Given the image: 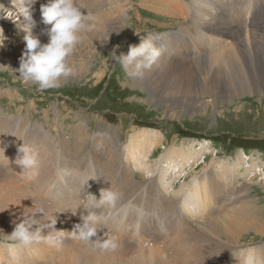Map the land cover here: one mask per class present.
Masks as SVG:
<instances>
[{
    "label": "rangeland",
    "instance_id": "rangeland-1",
    "mask_svg": "<svg viewBox=\"0 0 264 264\" xmlns=\"http://www.w3.org/2000/svg\"><path fill=\"white\" fill-rule=\"evenodd\" d=\"M8 3L0 9V23L2 16L18 10L6 7ZM37 3L30 0V8ZM73 3L96 20L97 14L119 6L125 19L114 16L80 33L66 61L72 73L61 78L58 88L39 92L36 84L19 79L24 26L10 24L4 33L13 36L0 48V264H264V90L248 92L237 75L230 89L235 97L203 95L199 109L193 100L198 88L179 85L192 80L176 77L174 65L180 61L166 63L161 77L150 71L142 79L129 78L115 61L114 50L123 56L147 36L161 49V57L172 54L164 43L172 36H177L174 43L182 36H198L196 0ZM211 3L205 11L216 8L214 16L231 26L222 35L218 28L216 33L200 31L225 43L252 32L243 40L252 54L264 56V0ZM50 27L42 21L31 34L46 45ZM103 33L109 38L100 48L94 38ZM84 46L96 52L91 63L80 57ZM173 113L179 118H168ZM141 131H155L156 144H136ZM23 144L38 153L39 167L31 179L15 163ZM238 157L241 169L235 177L227 164ZM110 188L120 193L112 210L99 204L101 191ZM241 206L253 225L231 240L226 223ZM41 208L44 213H38ZM90 213L100 217L99 237L106 232L117 238L115 251L72 237L75 225ZM32 215L38 221L33 230L41 228L53 242L13 246L8 236ZM50 223L55 226L45 227ZM146 240L152 245H145Z\"/></svg>",
    "mask_w": 264,
    "mask_h": 264
},
{
    "label": "clouds",
    "instance_id": "clouds-1",
    "mask_svg": "<svg viewBox=\"0 0 264 264\" xmlns=\"http://www.w3.org/2000/svg\"><path fill=\"white\" fill-rule=\"evenodd\" d=\"M17 14L23 10V28L27 34L24 37L25 51L20 59L19 79L25 83H33L38 86L39 92L60 87L62 77H67L72 73V68L67 64V58L71 55L81 40L80 33L91 31L94 28L96 17L91 13L82 12L73 0H50V3L42 5V21L50 25L47 34L49 43L41 45L40 40L31 34L29 25L32 23L30 0H13ZM19 5V7H18ZM86 21L89 22L86 24ZM142 39L139 46H132L128 55L116 56L115 50L112 55L115 61L124 68L129 78L142 79L146 72H150L154 66H158L162 52L152 41L151 37ZM2 44V43H0ZM15 163L23 170L24 176L29 179L37 174L39 167L38 153L30 145L23 144L18 148V157ZM120 193L111 188L101 191L100 205H105L109 210L116 209ZM38 213H44L41 208ZM35 215L28 216L22 222L15 225L14 231L8 238L14 242L13 246L27 247L33 243L41 241L53 242L51 234L44 235L41 228L33 230V225L38 224ZM105 220L110 216L104 217ZM83 223L76 224L71 235L74 239L85 243H90L98 247L101 251H115L118 247L117 238L106 232L104 237L98 236L97 222L100 217L95 213H90L86 217H81ZM52 223L45 227H54ZM96 237L95 240L93 238Z\"/></svg>",
    "mask_w": 264,
    "mask_h": 264
},
{
    "label": "bare ground",
    "instance_id": "bare-ground-1",
    "mask_svg": "<svg viewBox=\"0 0 264 264\" xmlns=\"http://www.w3.org/2000/svg\"><path fill=\"white\" fill-rule=\"evenodd\" d=\"M7 1H9L8 3L9 5L6 7L10 9L16 8L13 0H5V1L0 2V9L1 7L2 8L5 7L4 5L5 3H7ZM37 1H39V3H37L36 6H33L30 8L32 23L29 25V27L30 29L35 28V31H38V29L40 28L42 24L41 7L42 5H46L44 4L46 3V1L44 0H37ZM178 5H175V8L177 11H179ZM196 5L199 6L200 8L198 12H195L194 21L196 22V24L197 23L199 24L197 25L199 26L200 30L202 29L207 30L208 28H211V30L215 31L216 28H218L219 29V30L217 29L219 31L218 35H220L221 32L224 33L225 29L231 26L230 24L223 22L221 18L219 17L217 18L216 16H214L215 13L213 14V12L217 10L216 8H213L212 12H209L207 10L205 11L203 7H209L213 5V3H211V0H196ZM121 8L122 7L117 6V7L111 8L108 12H105L104 14H99V15L97 14V20L95 19V21L93 22L94 25L96 26L97 22H106L108 21V19L114 16H116L117 18L125 19V13L123 12ZM16 11L18 12V10ZM16 11L10 14L8 13L6 17L2 16L3 18L1 19L0 25H2L3 28H2V31H0L1 32L0 33V43H2L0 44V48L5 47L6 43L9 42L10 38L7 39L8 35L13 36L12 33L10 35V31L7 34H4L5 31L8 30L6 26H9L10 24H15L17 26L22 25L24 26L23 28L26 27V25L23 23V17H20V15H23V10H20V15H18ZM9 12H11V10ZM2 20H6V24L2 23ZM23 28H20L22 30L21 35L25 37L27 32L24 31ZM260 34L264 35V32H261ZM197 35L198 36L196 37L182 36V38H179L181 39L180 41L177 40L178 41L177 43H174L175 42L174 39L177 38L176 35L172 37L170 36L171 38L165 40L164 43L169 45L173 49V52L171 55H167L166 57H161L160 60H163L165 64L162 62V66H160L159 64L158 66H154V68L151 70V73L154 72L158 77H161V73H162L161 70L164 69V66L166 65V63L180 61L174 65V67L176 68V77H182V76L188 75L189 77L192 78V80L190 81L182 80L180 81L179 85L182 87H188V88L196 86L195 88L196 89L198 88L199 95L195 96L193 100L195 101L194 103L198 105L199 109L202 107V104H203V98H204L203 95H208L213 99H218L221 97L223 98L224 96H226L227 98L235 97L236 93L231 92L230 89H231V84H232L231 79L234 80L235 83L237 84V75L240 77L242 86L244 85L245 82L247 83L246 90L248 92H251V90H253L254 92H259V91L264 90V56L263 55L255 56L254 54H252V52L249 51L250 49L249 43L243 40L245 37H248L249 35H253L252 32H250V34L249 32L239 33L237 34V36L233 38L232 42H227V43H225V40L223 41L222 39L221 40L218 39L217 41L211 40L212 36L208 35V33L201 32L200 35L198 33ZM108 38L109 37L104 36V33H103L100 36L95 37L94 39L96 40V43L99 45V47L100 46L104 47L107 45ZM5 39H7V41ZM170 39H173L171 43L168 41ZM15 45L17 46V43ZM139 45L140 44L136 46H139ZM129 51L130 49L127 48L123 56L128 55ZM80 54H81L80 56L81 58L84 56H87L88 58H90V63H91L95 59L96 52L95 50L92 49L90 53L89 48L86 49V46H84ZM89 54H90V57H89ZM179 57H182V59H180ZM178 58L180 60H178ZM187 63H190V64H187ZM79 66L80 67L84 66V63L82 60ZM237 68L242 71L241 74L237 71ZM226 72H228V74H226ZM204 75H209V76L203 79ZM168 80L169 78L166 77L165 82L168 83ZM177 89L179 88L177 87ZM168 118H172V119L179 118V115H177V113H173L170 116H168ZM136 135L137 136L134 138V141L136 142V144L137 143L156 144V141L158 140V134L155 131H147V132L141 131V132L136 133ZM199 156L200 154L197 155V157ZM240 160L241 158L238 157L237 160L233 162L229 161V164H227L228 166H230V170L232 169V173L235 175V177H239V172H240L239 170L241 169ZM256 171H258V169H256ZM260 171L261 170H259V172ZM198 185H199V182H197V186ZM233 185L234 184L232 183V186ZM257 207L258 206H256V208ZM200 208L203 209L202 207ZM245 209L246 208L244 206H241L240 208L237 209V211L234 213L231 219L229 220L226 219L228 222L226 223L227 232H225V234L227 235L228 238L231 237V240L234 239L233 237L238 236L237 235L238 232H240L239 235L241 236L242 232L248 230L245 228L251 227L253 225V220L249 219L251 215H249L248 218H246L247 217L246 215V217L244 218L245 214H243V212ZM251 209H249V211ZM257 212L259 213L258 209L256 210V213ZM239 217L242 218L241 221H240L241 218ZM234 218H236L237 221Z\"/></svg>",
    "mask_w": 264,
    "mask_h": 264
}]
</instances>
